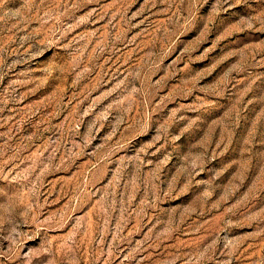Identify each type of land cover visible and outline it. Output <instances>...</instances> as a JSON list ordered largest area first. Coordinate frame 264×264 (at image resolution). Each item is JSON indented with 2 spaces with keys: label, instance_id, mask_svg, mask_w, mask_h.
Listing matches in <instances>:
<instances>
[{
  "label": "rangeland",
  "instance_id": "374dc122",
  "mask_svg": "<svg viewBox=\"0 0 264 264\" xmlns=\"http://www.w3.org/2000/svg\"><path fill=\"white\" fill-rule=\"evenodd\" d=\"M0 264H264V0H0Z\"/></svg>",
  "mask_w": 264,
  "mask_h": 264
}]
</instances>
